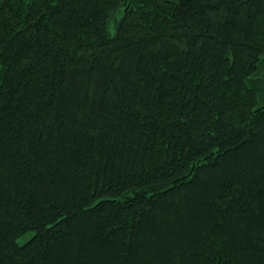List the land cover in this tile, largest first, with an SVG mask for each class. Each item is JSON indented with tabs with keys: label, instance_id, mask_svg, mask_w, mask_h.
I'll use <instances>...</instances> for the list:
<instances>
[{
	"label": "trees",
	"instance_id": "16d2710c",
	"mask_svg": "<svg viewBox=\"0 0 264 264\" xmlns=\"http://www.w3.org/2000/svg\"><path fill=\"white\" fill-rule=\"evenodd\" d=\"M0 264H264V0H0Z\"/></svg>",
	"mask_w": 264,
	"mask_h": 264
}]
</instances>
